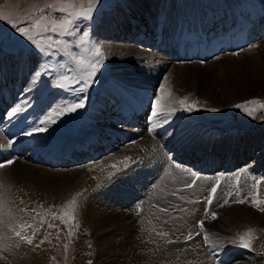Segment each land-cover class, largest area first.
<instances>
[{"label": "rangeland", "instance_id": "rangeland-1", "mask_svg": "<svg viewBox=\"0 0 264 264\" xmlns=\"http://www.w3.org/2000/svg\"><path fill=\"white\" fill-rule=\"evenodd\" d=\"M164 1L165 0H159L157 4L161 6L164 3ZM181 1L184 3V0ZM45 2L46 0H0V12L10 15L13 19L19 17V19L25 21L24 26H26L27 19L29 18L28 14L32 9V7L34 5L42 6ZM127 2L128 0H100V2L96 5V11L93 13L94 19L92 21H79L78 22L79 30L77 31L76 35L79 36L82 35L83 32H88L89 39L92 42L98 43L96 37L100 39L105 37L104 40H109L111 42L116 43L117 40L115 37L102 36V33H98L95 36V33L97 32V30H100L99 28H102L103 24L105 23V20L110 19L113 15H115V13L120 14L121 9L128 6ZM169 2L173 3L172 6H175L174 0H169ZM158 5L157 8L159 7ZM84 6L85 7L87 6L86 0ZM193 7L194 9H200L195 5H193ZM145 9L146 10H142L141 12H138V9H135L134 11L131 7L130 10L128 11L130 13L128 12L126 13V16H128V18H126L127 24L129 23L130 20L129 17L132 18L134 21L136 20L138 21L141 19L147 22L149 19L155 16L156 10L152 9V5L148 6V9L147 8ZM53 15H57V14L54 13ZM107 25L109 26V23H107ZM117 29L118 27H115L116 31ZM55 38L56 37H54V39ZM65 39L69 43H74L76 37L75 36L65 37ZM100 46L105 53L104 63L103 66L101 67V70H105L111 75L112 70H114V68H112L110 65L109 58L105 49L102 47V45ZM13 48H16V50ZM73 50L78 51V49H75L74 47ZM22 52L25 54V57L27 58L31 57V60L33 58L32 63H30V66L34 67V72H30L29 70L28 72L26 71L21 72V70H25V68H27L26 61L28 60L27 58L23 57ZM236 53H238V55H236ZM4 55L8 57L10 56L11 60L7 62L8 60L5 59ZM0 61H1L0 68L1 67L5 68L8 65L9 68L11 69V72L8 74V78L6 77L0 78V90L2 89L8 90L11 87V85L16 86V84H19L20 98L22 97V95L29 94L32 92L31 94L32 96L30 100L32 103H33L32 101L33 96L37 92L39 88V82L41 80L43 79L49 80L50 83H46L44 84V86L45 85L48 86L47 84H49V86L51 87L50 93H52L51 96L53 97L55 95L54 91H56L57 94H60L59 92L60 89L55 87V80L58 77V75L62 73H67L69 75H72L73 73L68 72V69L74 67L71 63L68 62V60L65 57H63L58 52L44 56V54H42L39 50H37L35 46L31 45L30 42L26 41L23 37L19 36L18 32H16L15 29L11 28V26L7 24L5 21H0ZM20 61L22 62L20 63ZM145 62L146 61L138 57L133 59L132 61L122 62L121 63L122 66L119 67L120 69H117V73L111 75L110 76L111 78L109 80L103 79L106 81L104 83L108 85H112L114 83L116 84L119 83L116 80L121 79V77H123L127 79V80L124 79L123 81L130 85L131 82L140 83L142 85L147 84V86L151 89L152 100H154L155 96L158 94L160 85L164 83L165 78H167V86L175 97L183 98L184 96H187L189 98V102L197 101L198 107L201 109L199 111L192 113L180 111L181 118L183 119L191 118L193 122L198 123L200 126L203 125L207 127H212L210 129H213L214 127V129L216 130L220 128L224 130L225 121L228 124H231L229 122L235 123L238 129L240 130L244 129L243 131H246V133L250 135L249 136L250 138L255 137L254 140L256 141V143L254 144H252V141L247 140L250 142L249 145L250 149L251 148L252 150L254 148L256 149V150L254 149L255 154L253 153V157L251 159L254 161L259 156L264 155V153L260 154L258 152L260 149H263L264 151V112L256 113L255 115L257 118L254 119L253 117L248 116L246 113L234 107V105L236 104H241L253 99H257L264 102V36L258 37L255 41H252L250 44H248L245 48H243L239 52H235V53L224 52L217 55V57L213 58L212 60L206 61L204 63H197V62H190V63L177 62L175 64L167 63V65H164V70H162L159 74L155 71L150 70V68H148ZM60 64L65 65V68L63 69L64 72L62 69H60L59 67ZM49 67L52 69V71L45 72V69H48ZM176 67L182 68L181 72L183 77H181L180 74L177 75L178 76L177 78H180L178 83L175 82L176 74L172 73L173 69ZM14 68L15 70H13ZM37 70L43 72L44 75L41 78L37 79L35 83H32L31 78L33 77V74ZM2 71L4 72L3 69ZM170 74H172L171 76L172 78L170 77ZM100 76L101 75L97 74V77L95 78V82L92 84L90 88H88L86 92L79 91L81 87V85L79 84L75 85L74 87L77 90L76 92L73 89H68V92H66L68 95L71 96L73 101L80 99L81 97L85 98L86 101L85 108L82 109L85 113L88 111V107H90L92 102L95 101V96L97 95L98 89H100V83H101V88L105 87L103 80H101L100 82ZM51 83L54 84V91H53V84L51 86ZM184 83L185 85H182L183 87L177 88L178 85L180 86L181 84ZM96 84L97 86L95 87ZM16 89L17 88L15 87L14 91H16ZM112 90L115 91L114 88ZM103 94L104 91L102 89L98 95L97 98L98 100L94 105V107L97 110H99L102 107L103 103L109 101V97H104L103 98L104 102H100V99ZM25 100L27 99L23 98V101ZM36 100L34 102H36ZM54 101L56 102V99ZM33 106L34 105L31 104L29 106L30 108L27 107L24 112L33 110L34 109L32 108ZM8 107L9 104L5 105L3 110L7 109ZM208 108H217L219 109V111L217 112L206 111V109ZM93 113L94 112H92L91 114ZM66 116L71 119L72 114H68ZM84 116L85 115H83V117L81 118L82 120H84L85 118ZM239 120L243 121L244 123H240ZM53 126L62 130L59 126H55V125H52L51 128H53ZM51 128L49 130H51ZM160 131L163 133H169V129L166 128L165 126H163ZM132 133H134V136H137L129 139L133 141V140H138L140 138V136L138 135L144 134L145 131H143L139 127H135L134 129L132 128L129 132L125 134V140L123 142H120L119 145L116 143L113 145V147L110 150H107L108 157H105L101 161L96 160L97 162L88 163V164L99 166L103 171H109L111 169L109 165L113 164L112 156L116 152H118L121 148L124 149L128 146L134 145L135 143L141 141L144 142V140L145 141L148 140V136L145 135L144 137L141 138V140L136 141L134 144L125 146V144L128 143L129 141L128 138L131 136ZM214 135L222 139L224 138L219 133H215ZM190 137L194 140L197 139V137L194 136V134H191ZM228 137L229 136L225 138ZM167 140H169V138L165 137L164 141ZM150 141L151 138L149 142ZM93 143L99 146L96 142ZM178 144L179 142L175 144V146ZM150 145L151 144H147L142 149L147 152H149L150 150L151 152H153L154 148L150 149L149 147ZM55 146H59V145H55ZM168 146H170V144ZM205 146L206 143L203 142L201 147H205ZM142 149L141 151H139L140 149L134 148L130 151V152L137 151V153L132 154L130 156V161H129L130 163H128V165L129 164L130 165L128 169L125 170V171L129 170L130 172L126 173L125 171H121L119 174L116 175L118 177L117 178L118 180L115 179L114 181L115 183L122 180V178L125 181H127L129 179L128 176L130 175H131L130 176L131 180H134V175L137 174V171L140 167L138 164H144L146 162L148 163L150 162L151 159L150 156L147 157L148 159L150 158L149 160L145 159L141 161L144 157H146L145 154L146 152L144 153L145 154L144 155ZM138 151L142 152L139 154L144 156L143 157L140 156L139 158L135 157L138 154ZM108 160H110V162H108ZM14 163L11 164L10 166H7L8 168L11 166L13 168L8 169L7 167H5L6 169L5 168L0 169V189L2 188V190L0 191L5 190L4 191L5 194L3 196L9 195L8 203L6 201H3V204L4 206L6 205L5 207L7 208V212L12 217L13 221L10 225L12 227H15L16 225L22 223L27 225H32L31 228H27L25 230L26 235H32L33 231L38 230L36 231V235L32 246H29L28 244L20 241L19 243H16L15 240H13V242L10 244V246L16 250H20L21 248L20 246L24 245L31 255V257L29 258L30 264H137L135 259H137L138 255H142L143 257L149 255L154 260H156V264H195V263L206 264L205 262H209V264L210 262L211 264L213 263L216 264V261L220 260L219 257H221V259L225 258V264H264V212H261L251 206L250 193L254 192L255 189L251 187L248 190H245L244 192L240 190V185L243 180H249L251 182V180L253 179H251L250 177H255L257 179H264L261 176H255L254 171H252V169L248 168L244 171L239 170L236 175L240 174L241 175L240 178H237L234 175L232 178L226 179L225 180L226 183H223L224 182L223 180L222 183L219 184V186L217 187V191L215 193L216 196L214 198V203L209 208L210 212H215L217 214L216 220H212L210 217H205L204 208L208 206L207 203L205 207H204V203H198L199 204L198 209H200V211L198 212L199 218L194 219V225H192L191 230H193V233L196 234L197 232L196 230L199 229V227L197 226L198 221L204 220V232L200 233L201 235L188 241L179 240L178 242L176 241V239L175 240L172 239L174 243L169 244L168 241L167 242L161 241L163 235L160 234L163 233V231L158 232V238L161 240H159L154 233L153 235L156 240V245L151 249L150 253H148L146 251H139V250L129 252V250H127L122 246L123 243L127 241V239H126V235L124 234V228L123 229L121 228L123 223H122V219H119L118 217L119 216V214L117 213L118 209L122 211L123 214L126 213L124 215L125 217H123V220L126 221L128 224L129 223L131 224L129 225L132 226V231H133L132 233L136 234L138 231V233L147 235L148 230L144 231L141 229L142 227L140 228L141 231L137 230L139 229V226L135 221L137 220V218L135 217L136 215L133 214L134 211L128 210L126 212L124 210L126 208H124L123 204L118 201V197H113L109 202V205L114 206L115 208L117 207L120 208L115 209L113 207L114 211L112 212L111 210L112 208L107 210V208L103 206L100 207L99 209L96 208L97 212L94 211L93 208L95 207L91 206L89 201L90 192H91L90 189L92 186L94 187L95 182L97 183L100 182V175L98 173H94L93 175L84 178L83 180L84 182H82L81 181L82 177L80 176L78 177V175L79 172L83 171V169L87 167L86 166L88 165L87 163L84 165L82 164L81 166L79 165L80 167L76 166L70 169L50 168L41 164L30 163L25 160H14ZM25 164H26L25 167H28L29 171L27 172V174L25 173L23 174V176L21 175L20 176L21 178L17 177L16 175L20 172L19 170H21L20 167L24 166ZM123 168L124 167H122V169ZM17 169L18 172L14 174L13 172L15 170L17 171ZM48 169L53 170L52 172L54 171L64 172V173L76 172L79 182L78 183L75 182L71 185L67 183H63L59 189L58 188L56 189L55 187L53 189L52 188L53 185L51 184L52 190H49L48 188L49 185L47 186L44 185L43 183L41 184L39 182L40 180H38L39 179L38 175H36L40 171H45ZM222 174H231V173L224 172ZM218 175L219 174H214L211 175L209 178L216 177ZM93 177H95V179H93ZM8 178L10 179L12 178L15 180L11 179L12 181L11 182L10 179ZM237 179L239 180L238 185H237ZM88 180H92V181L89 182ZM214 185H216V183ZM182 186H185V183H182ZM208 186L209 184L207 185V188ZM258 187H260V185ZM205 188L202 187L200 190L198 191L196 190L197 192L196 191L193 192L190 190L188 192L190 194L189 199H196L199 196L201 198H204L206 196L205 198H207L209 195V191L211 190L212 187H209L204 193ZM237 188H239L240 190L241 197H248V200L245 204L241 205L231 202L236 199L235 194ZM77 192L82 193V195L77 197L78 207L75 213V220L73 221L74 224L77 222L79 223V228H74L71 227L70 225H66L64 222L61 221V219L57 217L62 215L64 205L68 201H70ZM229 192H231L233 195L231 197H226V193ZM149 195L150 194L146 193L145 199L148 200ZM259 196L261 199H264L261 196L260 192H259ZM225 198H228L230 200V204L225 205L224 207H220V205L223 204ZM169 199L173 203H180V204L188 203L186 202L187 200L186 198L181 199L180 194H171L169 196ZM118 204H120V206ZM200 206L201 207L203 206V208H201ZM243 208L245 211H248L247 213L250 212L249 213L250 215H248V217H243V219L242 218L236 219L234 216L236 214V211H240ZM22 209L23 211H21ZM146 213L150 214L149 212ZM88 214L92 216L95 214L96 216L94 215L95 218L93 219L94 216L92 217L89 216ZM159 215H161V217ZM159 215L157 220L153 216L144 217L146 218L144 221H147L146 227L148 228V220L150 219L153 220L154 222L157 221L158 223L157 227H165V225L168 224L169 228L176 229L177 223L180 221V218L184 219L188 215V213L186 211H181L176 215L169 213L167 214L159 213ZM100 216L103 218L101 219L98 218ZM106 217H108L109 219ZM138 217L140 218L141 216ZM172 221L173 223H171ZM49 225H51V227H49ZM70 227L71 230L73 231V235L71 236V238H69L68 236ZM105 227L107 228V230H105L106 229ZM232 228H235L237 230H235L234 232L231 230ZM249 229L253 231V237H254L253 245L251 249H246V252H244L242 248L239 246V237L243 235L245 232H247ZM189 232L192 233V231H188L186 236L188 235ZM12 233L14 234L13 231ZM205 235L208 236L207 244L204 241ZM41 240H44L45 242L39 248H36L35 245L39 244ZM229 241L232 242L233 244L232 243L227 244ZM199 243H201L204 246L203 247L204 251L197 253L195 251L199 249ZM65 245L68 246L67 253H65L64 250ZM234 245L235 247H232ZM229 250L231 254L228 253ZM11 251L14 253L11 256L12 257L16 256L15 255L16 251L15 250H11ZM221 251H225L226 254L222 253ZM214 252L216 253V255L213 254ZM0 254L4 255L2 252H0ZM217 255L219 257H217ZM33 256L36 259L38 257L40 258L37 261H35L36 259L33 258ZM132 257L134 258L133 261H131ZM185 258L186 261L188 260V262L185 261ZM6 260L7 259H4V261ZM8 263L11 264L10 261Z\"/></svg>", "mask_w": 264, "mask_h": 264}, {"label": "bare ground", "instance_id": "bare-ground-1", "mask_svg": "<svg viewBox=\"0 0 264 264\" xmlns=\"http://www.w3.org/2000/svg\"><path fill=\"white\" fill-rule=\"evenodd\" d=\"M158 1L159 0H149V1L148 0H136V1L135 0H128V2H127L128 6L122 8L120 11V14L115 13V15H113L110 19L105 20V23L103 24L102 28H99L100 30H97V32L95 33V36L98 33H102V36H112V37H115L117 41L119 40L118 42L116 41V43H114V42H111L109 40H104L105 37L102 39L96 37L98 43L100 45H102V47L105 49V51L108 55L111 67L114 68V70H112L111 75H113L114 73H117V69H120L119 67L122 66V64H121L122 62L132 61L133 59H135L137 57L146 61L145 64L148 66V68H150V70H152V71L157 72L158 74L162 70H164V65H167V63H169V62L165 61L163 56H160L159 54H153V53H151V52H153L151 50H148V51L140 50L137 47H134L131 44V42L128 40V34L129 33L126 32V30L128 29L126 26V24H127L126 18H128V16H126V13L130 10L131 7L134 11H135V9H138V12H141L142 10H146L145 8L148 9V6H150V5H152V7L155 8L156 17L159 18L158 28L160 27V29L157 28L154 31L155 35L159 36L160 32L164 33V34L167 32L171 35V39L169 40V42L167 44L169 46H171V48H173V57L175 59H177L176 58V49H177L176 45L178 44L179 38L183 34V32L188 31L189 29L190 30L196 29L197 32L200 31V28H199L200 26H195L193 24L188 25V22H189L187 20L188 17L185 16V14L187 12L191 13L193 10H204L205 11V8H206V11L210 10L209 8H211V9L218 8V9H220V11H222V10H225V8H229V10L231 12L235 11L236 23L238 22V23L245 25L248 28V30L250 31V33H251V37H250L251 40L250 41L251 42L258 37V29H255L253 26H255V25H257V26L263 25L264 26V19L261 17V14L264 12V5H262V3L259 0H184V3L181 0H174L175 6H172L173 3H170L169 0H165L164 3L160 6L157 4ZM157 5L159 6L158 8H157ZM193 5L199 7L200 9H194ZM128 13H130V12H128ZM207 14H208V16L211 15L210 13H206V15L204 17V19H206V20H207ZM129 19H130L129 23L131 26H137L139 24V22L137 20L134 21L130 17H129ZM171 20H174V22L171 23L170 22ZM182 20H184V21H182ZM226 22H228V21H226ZM107 23H109V26L107 25ZM151 24H152L151 26L156 25L155 20L152 21ZM115 27H118L117 31L115 30ZM101 30H102V32H101ZM112 30H114V31H112ZM210 30L211 29H209V31ZM154 32H151V35L149 34L147 36V38L145 39V42H150L153 40L152 37L154 35ZM123 43H125V44H123ZM239 51H241V50H239ZM231 53H233V52H231ZM116 59H119V60H116ZM21 62L22 61H20V63ZM28 67L29 66L27 65V68H25L24 71L28 72V70H29ZM2 69L4 70L5 76H8V74L11 72V69L9 68L8 65L5 68L1 67L0 73H1ZM18 69H19V67H18ZM13 70H15V68ZM181 70H182V68L176 67L172 71L173 74H176V81L175 82H177V83L179 82V79H180V78H177L178 77L177 75L180 74L181 77H183ZM171 76H172V74H170V77ZM6 78H8V77H6ZM104 82H106V81L103 80V83ZM104 84H105V86H109L106 83H104ZM47 85L49 86V84H47ZM182 85H185V83L181 84L180 86L178 85L177 88L183 87ZM48 86L43 85L40 89L41 94L37 98L36 102H33V103L31 102L32 105L36 104V106H39V109L41 111V115H39L35 119L34 122L38 123V119L42 117V115L48 110V108L50 106H54V104L56 103L54 101L56 97H55V95L53 97L51 96L52 95V93H50L51 87L50 86L48 87ZM51 86H52V84H51ZM29 89H30V87H29ZM112 89L113 88H111V90H109L108 87L103 88L104 94L102 95L100 102H104L103 101L104 97H109V93L114 91ZM30 91H31V89H30ZM105 103H103V104H105ZM30 126H31V124H30ZM165 127L168 128V125H166ZM48 132H52V133L60 135V134H62L63 129L60 130L59 128H56L53 126V128H51V130H49ZM159 133H163V132L159 131ZM168 134L171 135L173 138H175V136L177 135L170 130H169ZM208 134H210V133L208 132L206 135H208ZM214 134L215 133H212V135H214ZM243 138L246 139V136H243ZM254 139H255V137H252V140H253L252 144L256 143V141ZM66 140L64 137H58L55 140L56 141L55 145L61 146L66 142ZM149 140H150V137H148L147 141L144 140V142L141 141V142L135 143L134 145L128 146L126 148L123 147L124 149L121 148L118 152H116L112 156V159H113V160L111 159L112 163L115 164L118 161L124 160L125 157L130 158V156L132 154L137 153V151L130 152L132 149L138 148V149H140L139 151H141V149L145 145L151 144V141L153 142L152 138H151L150 142H149ZM165 144L169 145L168 143H165ZM249 144H250V142H249ZM157 145H158V147H154V151L152 152V154L150 156L151 159L149 158L150 163L146 166H143V167L140 166L138 171H137V174L136 175L133 174L134 180H131V178H130L131 175L128 176L129 179L127 181H125L122 178V180L115 183L114 182L115 179L118 178L116 175L111 180H106L105 177L109 173L114 172L115 169L111 168L109 171H103L99 166H94V165H90V164L86 165L87 167H85V168L83 166V168H84L83 171L79 172V175H78V177L79 176L82 177V180H81L82 182H84L83 181L84 178H86L87 176L93 175L94 173H98L100 175V182L99 183L95 182L94 187L92 186L90 189L91 192H90V200L89 201H90L91 206L95 207V208L92 207L94 209V211H96V208L99 209L100 207L105 206V208H107V210L112 208L111 210L113 212L114 206L109 205V202L111 201V199L113 197H118V201L123 204L124 208H126V209H124L126 212L128 210L134 211L133 214H135L136 215L135 217L137 218V220H135V221H136L137 225L139 226V229H137V230H140V231H141V229L144 231L148 230L147 235L138 233V231L136 234L132 233L133 231H132V226H130L131 224L129 223L130 224L129 225L126 221L123 220V217H125L124 215L126 213L123 214L122 211H120L119 209H118V211L116 210L117 213L119 214V216H118L119 219H122L123 225L121 226V228L122 229L124 228V234L126 235V239H127V241H125L122 246L124 248H126L127 250H129V252L139 250V251H146V252L150 253L151 249L153 247H155V245H156V240H155L153 234L155 233V236L158 238V232H160V231H163L164 235H163L162 240L159 238L158 239L161 241H164V242H167L168 240H172V239H174V240L176 239V241L179 242V240H185V237H186V234L188 231H192V233H193V230H191V229H192V225H194V219L199 218V213H198L200 211V209H198L199 204L198 203H187V204L185 203L186 204L185 205V204H180V203H173L169 199V196L171 194H180V197L187 199L186 202H188V201H200V203H204V207L206 206V203H207V199L205 198L206 196L204 198H201L199 196L196 199H189L190 194L188 193L190 190L195 192L196 190L197 191L200 190L202 187H204V188L206 187L205 191H204V193H205L206 190L208 189L207 188L208 183H207L206 179H204V178L199 179L196 182V185L194 187H190V188L187 187V185L189 184L188 179L190 177H192L191 175H189V173L179 172L177 175L179 182H176L172 178H168L165 180L158 179L164 173V170H159V169L165 168V167H171V166L179 164V163L184 165L185 162L187 161V159L189 158V155H188V153L185 154L184 152L176 154V150H174V154L172 155V158H170L169 160H166V161L158 162V160H164L165 157L162 154L161 149L159 148L160 143L158 142ZM178 145H176L174 147H178ZM39 146H40V143L37 144V147H39ZM201 146H202V144L194 149L193 152L195 153V155L197 157L198 163L196 165H194L193 168H190L191 171L198 173V174H200V173H204V174L208 173L209 174V171L211 169H213L214 167H220L223 171L233 170L237 166L236 163H238V160L240 158L244 159V156L246 154L244 152L241 154L239 153L238 156L236 157V155H235L236 152L235 151L232 152L231 149H229L227 151L228 156L225 159L224 158L220 159L219 155L222 153V151H220L219 153H217V152L215 153V151H212L211 152L212 154L209 153L208 157H204V158L200 159V158H198L199 157V151L201 149L206 151V146L205 147H201ZM162 149L167 150L166 148H162ZM254 149L252 150L253 153H254ZM258 150H259V148H258ZM139 151L135 157L139 158L140 156L143 157L145 155L144 153H143L144 155L139 154V153H141ZM142 151L146 152L143 149H142ZM149 152H151V150ZM215 154H219V155L215 156ZM222 154L225 155L226 153H222ZM260 159H262L264 161V157H260L259 160ZM129 161H130V159L128 160V163H130ZM108 162H110V160H108ZM20 164H21V162H20ZM25 166H26V164L24 166L20 167L21 170H19L20 172L16 175L17 177H20L21 175L23 176V174H25V173L27 174V172L29 170H28V167H25ZM118 167L122 169V167H124V165L118 164ZM9 168H13V167L11 166ZM49 169L45 170V171H40L39 172L40 174L39 173L36 174V175H38V178H39L38 180H40L39 182L41 184L43 183L44 185L50 186V187L48 186L49 190H52V188L54 189V187L56 189L57 188L59 189L63 183H67V184L71 185L75 182L76 183L79 182V179L77 177L76 172H69V173L55 172V171L52 172L53 170H49ZM255 170H257V168L252 169V171H255ZM242 171H244V170H242ZM17 172H18V169H17V171L15 170L13 173L16 174ZM125 172L128 173L130 171L127 170ZM135 172H136V170H135ZM14 174H13V176H14ZM122 176H123V174H122ZM8 179H10V178H8ZM11 179H10V181H11ZM12 180H15V179H12ZM88 181L91 182L92 180H88ZM253 182H254L253 180H251V182L249 180H243L241 185H240V190L242 192H244L245 190H248L249 188H251ZM182 183H185V186H182ZM51 186H52V188H51ZM0 190H2V188ZM142 190H144L145 193L150 194L149 199L148 200L144 199V201L140 200V202H134L133 201L134 199L141 196L140 193L142 192ZM4 191H0V252H2L4 254V255L0 254V264H9L8 263L9 261L11 262V264H30L29 258L31 257V255H30V252L27 250V248L24 245L20 246L21 247L20 250H16L10 246V244L13 242V240H15L16 243H19V241L23 242V243H25V242L22 240H19L17 237H15V235L12 233V231L9 228V225L12 223L13 220H12V217L7 212V208L5 207L6 205L4 206V204H3V201H6L7 203L9 201V195L3 196L5 194ZM10 192H11V189H10ZM259 192H260L261 196L264 198V183H262L260 185ZM204 195H206V194H204ZM204 195H202V196H204ZM199 198H201V199H199ZM197 199H199V200H197ZM118 205L120 206V204H118ZM117 208H120V207H117ZM117 208H115V209H117ZM201 208H203V206ZM93 209H92V211H93ZM139 209H141V211L143 210L142 213H141V211L140 212L137 211ZM161 209H166L167 211L162 212ZM182 209L186 210L188 215L184 219H181L180 217H178V218H180V221L179 222L177 221L178 223H177L176 229L173 228L174 229L173 230L172 228H169L168 224L165 225L166 222L164 223L165 227H157V225H158L157 221L154 222L153 220H150V219L148 220V228L146 227L147 221H144L146 219L144 217L153 216L157 220L159 216L161 217V215H159V213H162V214L169 213V214L176 215L179 212H181ZM177 210H178V213H177ZM193 210H195V211H193ZM146 212H149L150 214H148ZM247 212L248 211H245L243 208L240 211H236V214L234 216L236 219L237 218L243 219V217H248V215H250L249 214L250 212L249 213H247ZM88 215L92 216L90 214H88ZM182 215H183V213H182ZM95 216L93 217V219L95 218ZM138 216H141V217L139 218ZM92 217H90V218H92ZM98 218L101 219L103 217L100 216ZM106 218H108V217H106ZM136 218H134V219H136ZM111 221H112V219H111ZM171 223H173V221ZM169 225H170V223H169ZM133 226H134V224H133ZM171 227H172V225H171ZM105 230H107V228ZM231 230L235 232V230H237V229L232 228ZM196 231H197L196 233H199L200 229H198ZM117 234H119V233H117ZM199 235H201V234H199ZM199 235L194 234L193 237L196 238ZM146 241H147V243H146ZM224 242H225V240H224ZM231 243L232 242L229 241L227 244H231ZM203 247L204 246L201 243H199V249L196 250L195 252H197V253L203 252L204 251ZM229 247H231V246H229ZM232 247H235V245ZM11 250L16 251L15 252L16 256H14V257L11 256L14 254ZM242 250H243V248H242ZM221 252L225 253V251H221ZM244 252H246V251H244ZM228 253L231 254L230 250ZM144 254H145V252H144ZM217 257H219V256L217 255ZM33 258H35V257L33 256ZM39 258L40 257H38L37 259L35 258L36 259L35 261H37ZM4 259H7V260L4 261ZM133 259L134 258L132 257L131 261H133ZM219 259L220 260L216 261V264H217V262H218V264H220V261H222L223 264H225V258L221 259V257H219ZM135 261L137 264H156V260H154L149 255L146 257H143L142 255H138V257H137V259H135ZM185 261H186V258H185ZM186 262H188V260ZM205 263L209 264V262H205ZM195 264H197V263H195ZM210 264H211V262H210Z\"/></svg>", "mask_w": 264, "mask_h": 264}, {"label": "snow or ice", "instance_id": "snow-or-ice-1", "mask_svg": "<svg viewBox=\"0 0 264 264\" xmlns=\"http://www.w3.org/2000/svg\"><path fill=\"white\" fill-rule=\"evenodd\" d=\"M100 0H86L87 6H84L85 0H46V2L41 5H34L29 12V18L27 19L26 26L25 21L19 19H13L10 15L0 12V21H5L18 32L19 36L23 37L26 41L30 42L31 45L35 46L44 55H51L53 53H60L65 57L69 63L74 67L68 69V72L73 73L69 75L67 73H62L58 75L55 80V87L61 90L67 91L68 89H74L75 85H81L79 91L86 92L88 88L92 86L97 77V73L100 72L101 67L104 63L105 53L102 50L101 46L98 43L92 42L89 39V33L83 32L82 35L77 36L76 33L79 30V21H92L94 19L93 13L96 11V5ZM47 9V11H46ZM57 15H53V14ZM76 37L74 43H69L65 37ZM54 37H56L54 39ZM78 49V51H74ZM238 55V53H236ZM43 67V66H42ZM60 69H64L65 65L60 64ZM52 71L49 67L45 69V72ZM44 75L43 72L37 70L33 74L32 83ZM85 98H80L74 102H69L65 104H58L55 106H50L48 110L38 119V123L33 122V124L26 129L22 130V135L26 137H33L35 135L43 134L49 131L52 125L57 124L62 117L67 114L75 113L80 109L85 108ZM31 104L30 101L25 100L23 103H18L17 106L11 108L5 116L8 120H11L13 117H17L20 113L24 112L27 107ZM235 108L246 113L248 116L256 117V113L264 112V102L253 99L246 101L241 104L234 105ZM201 110L198 107L197 101L189 102V98L184 96L183 98L175 97L171 90L167 86V78L165 82L160 85L158 94L155 96V99L152 103V112L150 117V126L148 128L149 133H155L158 128L163 127L165 124L169 123V117H172L176 114L177 111L192 113ZM206 111L217 112V108H208ZM13 141L9 140V145ZM129 157H125L124 160L118 161L115 164L109 165V167L115 169L114 172L109 173L105 179L111 180L115 175L121 171H125L129 165ZM14 161L9 159L4 162H0V169H3L7 166L13 164ZM118 164H123L124 168L121 169L118 167ZM189 175L199 179L197 173L190 172ZM253 179L252 188L255 189L254 192L250 193L251 206L261 212H264V199H261L259 196V185L264 183V179H257L255 177H250ZM95 179V177H93ZM195 184L193 180L192 184H188L187 187H192ZM220 184V180L216 181L207 199L208 207L204 208L205 217H210L212 220L217 219V214L215 212H210L209 208L214 203L215 193L217 187ZM239 180L237 179V185ZM82 193L77 192L70 201L64 205L62 215L59 219L64 222L66 225H70L74 228H79V223H73L75 220V213L77 211L78 203L77 197L81 196ZM233 194L231 192L226 193V197H231ZM236 199L231 201L235 204H245L248 200V197H241L240 190L237 188ZM182 199V197H181ZM188 203H200V201H188ZM230 200L225 198L223 204L220 207L229 205ZM23 211V209L21 210ZM162 212H166V209H161ZM182 211H186L183 210ZM197 226L200 229V233L204 232V220L198 221ZM32 225L19 224L15 227L9 225L11 231L14 232L15 237L24 241L29 246L33 245V241L36 235V231H33L32 235H26L25 230L31 228ZM51 227V225H49ZM68 232L69 238L73 235V231ZM18 229V230H17ZM160 235H164L161 233ZM193 233L189 232L185 237V241L193 239ZM253 231L249 229L243 235L239 237V246L251 249L253 245ZM204 241L207 244L208 236H204ZM45 241L41 240L39 244H36L35 247L39 248ZM50 242V241H49ZM168 243H174L172 240H168ZM65 253H67L68 246H64ZM216 255V253H213ZM220 264H223L220 261Z\"/></svg>", "mask_w": 264, "mask_h": 264}]
</instances>
